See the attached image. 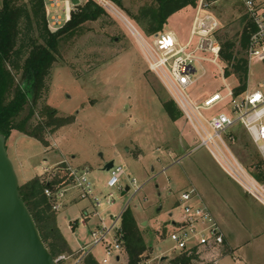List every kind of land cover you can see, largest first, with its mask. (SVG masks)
<instances>
[{
  "label": "rangeland",
  "instance_id": "obj_1",
  "mask_svg": "<svg viewBox=\"0 0 264 264\" xmlns=\"http://www.w3.org/2000/svg\"><path fill=\"white\" fill-rule=\"evenodd\" d=\"M199 1L194 6L184 7L171 15L164 30H177L185 43ZM204 2L207 4L206 9L217 16L222 25L217 33L218 40L225 35L241 34L245 25L242 24V18L246 12L238 0ZM157 5V0H124V6H117L151 40L148 27L143 28L133 16L139 15L142 7ZM61 7L63 8V0ZM203 64L208 74L189 88L191 97H203L214 92L226 94L227 83L232 87L238 85L234 76L224 81L222 71L216 64L209 61ZM220 64L224 67L221 61ZM249 67L248 84L256 87L264 78V61L252 59ZM201 71L199 68L195 76H199ZM47 83L48 91L33 105L30 124L35 126L48 121L44 105L54 108L58 117H71V123L54 131L51 126L44 127V138L48 145L58 140L60 147L69 155V163L72 160L73 164L81 167H85L84 163L91 164L89 179L94 194L102 202L98 210L106 223L111 222L112 214H118L125 206H129L134 216L140 219L137 223L147 250L139 264H176L174 259L180 256V251L174 248L170 233L173 230L172 221L182 213L180 206L175 204L176 196L181 190L175 171H180L182 165L171 166L173 159L182 156L188 167L192 162L191 167L199 164L216 178L225 177L208 157L204 147L195 149L200 138L177 107L172 106L179 115L177 119H173L165 110L163 102L172 97L159 77L150 70L142 43L122 20L106 9L97 20L85 22L73 38L62 42ZM228 103H221L214 111L229 110ZM29 107L26 106L21 117L28 113ZM8 146L10 145H6L7 150ZM240 148L236 146L235 150L245 161L246 152L242 150L239 154ZM72 153L76 154V158H72ZM255 154V150L249 149L250 158ZM8 155L15 160L10 151ZM110 157L125 168L119 185L115 187L107 185L111 171L103 170V164L100 165L103 158ZM13 164L15 171L19 170L17 162ZM133 178H136V183L132 182ZM18 180L19 184L23 183L22 179ZM127 185L131 189L123 195ZM138 187L141 189L135 192ZM110 193H113L115 200L112 206L106 202ZM71 194L76 197L77 191L71 190L69 195ZM87 201L70 205L61 214L66 215L69 220L73 217L81 218V209L88 204ZM159 206L162 208L159 209ZM241 215L236 220L228 219V225L233 237L241 238L238 245L242 248L235 250L229 244L227 247L231 255L225 256L221 264H264V229L262 225L258 228L248 213ZM96 221L98 218L90 214L87 224L79 223L72 234L73 239L85 246L90 238V227ZM141 221H147L149 225H144ZM99 247L104 249L103 246ZM71 249V252L61 253L68 258L58 264L80 263L84 252ZM102 253L103 250L98 257L101 258ZM127 256L125 251L121 254L120 262L112 258L110 264H124ZM163 256L167 258L162 259Z\"/></svg>",
  "mask_w": 264,
  "mask_h": 264
},
{
  "label": "built area",
  "instance_id": "obj_2",
  "mask_svg": "<svg viewBox=\"0 0 264 264\" xmlns=\"http://www.w3.org/2000/svg\"><path fill=\"white\" fill-rule=\"evenodd\" d=\"M95 1L110 12H112V6L118 8L112 0ZM238 1L254 27L247 51L248 59L250 62L252 59L264 61V0ZM51 3L57 6L58 0H51ZM63 5H65L63 18L59 14H54L51 17L53 25L70 20L73 4L71 0H63ZM206 6L204 0L199 1L192 18L190 34L185 43L172 30L151 34L152 38L148 40L133 23L135 30L133 31L137 30L142 40L132 34L142 43L150 70L159 77L182 115L199 136L200 143L197 148L206 147L232 179L264 204V183L249 171L233 151L232 143L236 141V136L230 131L234 125L241 124L264 160V78L258 86L251 87L248 84L245 90L239 92L235 90L236 87L227 83L226 94L214 92L207 96L193 98L188 93L189 88L206 75L207 71L203 62L209 61L216 64L222 71L223 80L228 79L224 75V67L220 64L221 43L217 33L222 25L217 16L208 11ZM199 68L202 71L196 77ZM227 101L229 102L227 105L230 104L229 110L214 111L218 105ZM60 163L61 165H56L50 171L45 169L49 173V179L58 173L68 178L67 182L53 183L51 186L44 187L43 194L50 203V209L56 213L65 206L71 190L77 191L79 199L91 200L93 204L91 214L96 216L98 221L91 230V242L84 246L82 251L85 256L91 253L90 249L87 250L89 246L102 245L105 254L99 262L110 264L112 258L117 259L125 252L122 215L129 206L123 207L118 214H112L111 222L106 223L98 210L102 202L94 194L93 185L89 179V169L75 166L69 161ZM110 171L107 185L115 187L119 185L125 168L122 164L115 163ZM132 182L136 183V178H133ZM140 189L141 187H138L135 192ZM106 202L110 206L114 205L113 193L108 194ZM178 205L182 213L172 221L173 230L170 233L174 248L180 251V256L184 254L190 257L187 264H221L225 256L231 255L227 247L226 235L197 189L191 187L181 191ZM67 258V255L59 254L54 257V260L58 264ZM180 264L185 263L181 261Z\"/></svg>",
  "mask_w": 264,
  "mask_h": 264
},
{
  "label": "trees",
  "instance_id": "obj_3",
  "mask_svg": "<svg viewBox=\"0 0 264 264\" xmlns=\"http://www.w3.org/2000/svg\"><path fill=\"white\" fill-rule=\"evenodd\" d=\"M124 6V0H112ZM198 0H157L156 7H142L139 15L133 16L149 35L162 32L168 18L187 6H194ZM105 9L95 0L82 1L73 6L71 18L56 30H51L46 19L44 0H1L0 1V133L7 139L15 129L48 145L44 138L45 126L57 128L72 122L69 116H56V110L44 105L48 121L35 126L30 124L33 105L48 91L47 79L57 61L63 41L73 38L78 29L87 21L97 20ZM245 23L241 34L219 37L221 43L220 60L224 65L225 77L234 76L238 80L237 92L248 85L249 59L247 55L250 37L254 30L252 23L244 15ZM16 75L18 79H16ZM165 110L173 118L179 115L172 107H177L171 99L163 102ZM27 114L21 117L26 106ZM181 113L180 109L177 107ZM254 173L263 180L264 172L260 162L254 163ZM61 176V177H60ZM66 175L58 173L51 179L33 177L19 184V195L28 207L49 252L55 257L63 252H71V247L56 224V213L43 194L44 187L53 183L67 182ZM124 246L128 254L127 264H139L147 245L139 229L133 211L128 207L122 215ZM185 264L190 257L182 254L174 263ZM79 264H100L92 254H86Z\"/></svg>",
  "mask_w": 264,
  "mask_h": 264
},
{
  "label": "crops",
  "instance_id": "obj_4",
  "mask_svg": "<svg viewBox=\"0 0 264 264\" xmlns=\"http://www.w3.org/2000/svg\"><path fill=\"white\" fill-rule=\"evenodd\" d=\"M44 6H45V11H46L47 23L51 30H56L60 28L61 26L65 25L66 22H61V24L59 25H53L51 23V17L54 14H59L60 17L63 18V11H65L63 10V8H65V5H63V8L61 7V0H58L57 6H53L51 3V0H44ZM169 30H172L178 36V38L182 41V35L177 30H174V29H169ZM206 71H207V68H206ZM207 74H208V71L206 72V75ZM227 78H230V77H227ZM230 131L236 136V141L234 142V144H232V148L235 154L237 155V157L249 169V171L252 172L255 176H256V174L254 173V163L255 162L261 163L262 171L264 172V160L259 154L256 145L252 142L245 128L241 124H236L230 129ZM7 144L10 145V147L8 146L9 150L7 151L8 152L10 151L13 158L15 159L13 160L11 158V160L14 163L17 162L19 166L18 168L19 170H16V172H17L18 178L22 179L23 183L32 179L33 177L42 178L43 176H45L47 179H49V173L45 171L46 168L48 169V171H50L54 169L56 165L58 164L61 165L60 162L69 161V155L67 154L65 150H63L60 147V143L58 140L57 142H54L52 145L45 146L36 138L32 136H28L18 130L13 129L10 132L8 138L6 139V145ZM236 146L241 147L239 149V154H240V151L242 150L246 152L247 155L245 154L246 157L244 156V158L246 159L245 161H243L238 156L235 150ZM196 148L197 146L195 147V149ZM204 148L207 150L208 157L213 160V163L224 174L225 178H222V179L216 178L215 175L212 174L207 168L201 167L199 164L197 167L195 166L191 167V164H192L191 162L190 167H188L186 164H184V160L182 156H180L177 159H173L171 166H174L175 164L182 165V168L180 171L179 169L175 171V175L177 176L178 185L179 187H181V190H179L176 196L175 204L178 205L180 191L189 189L191 187H195L197 191L199 192V195L201 196L204 203L211 209L215 217L220 222L225 232V235H226L227 246L230 244L235 250H239L242 248V246L238 245L239 244L238 242L241 238L237 239L236 237L235 238L233 237L232 229H230L228 225V219L236 220V218L242 217L241 213H248L250 217H252L255 220L254 224L258 228L260 227V225H262V228L264 229V214H262L264 213V204H262L255 197L249 194L241 185H239L234 179H232L217 163V161L212 156V154L209 152V150L206 147ZM249 149L251 151L255 150L256 152L253 158H250L249 156ZM169 151L171 152V150ZM72 158H76V154L72 153ZM111 159L113 158L112 157L108 159L103 158V162L100 165L103 164L104 166L105 163L107 161H110ZM70 162L71 164H73L72 160ZM73 165L77 166L76 164H73ZM84 165L85 167L89 169V173H90L91 164L84 163ZM259 180L264 183V179L263 180L259 179ZM159 196H161V192H159ZM83 200L87 201V199H79L78 196L74 197L73 194H71L68 196L65 206H63L58 212H56V224L58 228L60 229L62 235L65 236V238L67 239L70 247L76 250H82L84 245H81V243H78L77 241H75L72 237V234H74V231L78 227L80 222L83 225L87 224L89 215L92 213V210H93L92 201L88 200L87 201L88 204L82 207L81 209L82 217L81 218L73 217L69 220L66 215L61 214V211L68 210V207H70V205L77 204L79 202H82ZM161 208L162 206H159V209ZM136 220L138 222L140 221V219L138 220L137 218ZM146 223L147 221L144 223L142 222V224L144 225ZM93 227H90V233H89L90 238L87 241L86 245H88L91 242V230ZM99 246H102V245L89 246L87 248V250L89 249L91 250V253L98 259V261L101 260L105 254L104 249L103 248L101 249V247ZM101 250H103V253H102V257L100 258L98 257V254ZM115 260L120 262L121 256ZM127 262H128V256H127V261L125 263L127 264Z\"/></svg>",
  "mask_w": 264,
  "mask_h": 264
},
{
  "label": "water",
  "instance_id": "obj_5",
  "mask_svg": "<svg viewBox=\"0 0 264 264\" xmlns=\"http://www.w3.org/2000/svg\"><path fill=\"white\" fill-rule=\"evenodd\" d=\"M73 5L80 0H71ZM115 160L102 167L109 171ZM131 189L126 186L122 194ZM172 215V214H171ZM119 258V257H118ZM167 258V256H164ZM0 264H56L28 207L19 195V180L0 133Z\"/></svg>",
  "mask_w": 264,
  "mask_h": 264
},
{
  "label": "bare ground",
  "instance_id": "obj_6",
  "mask_svg": "<svg viewBox=\"0 0 264 264\" xmlns=\"http://www.w3.org/2000/svg\"><path fill=\"white\" fill-rule=\"evenodd\" d=\"M111 10L120 20L124 22V24L128 27L131 33H133L136 37L138 36L140 38V36L138 35V31L136 30V32H134L135 30L133 29L134 27L132 25V22L126 16H124L123 13H121V11L118 8H116L115 6H112Z\"/></svg>",
  "mask_w": 264,
  "mask_h": 264
}]
</instances>
